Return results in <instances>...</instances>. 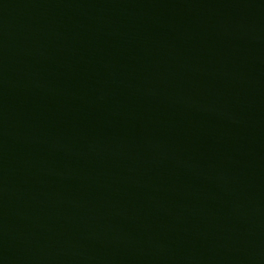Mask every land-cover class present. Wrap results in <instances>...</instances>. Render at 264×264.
<instances>
[{
    "label": "water",
    "instance_id": "water-1",
    "mask_svg": "<svg viewBox=\"0 0 264 264\" xmlns=\"http://www.w3.org/2000/svg\"><path fill=\"white\" fill-rule=\"evenodd\" d=\"M0 264H264V0H0Z\"/></svg>",
    "mask_w": 264,
    "mask_h": 264
}]
</instances>
